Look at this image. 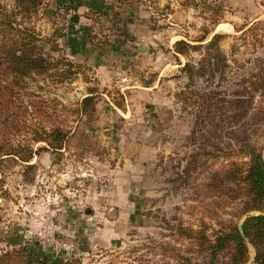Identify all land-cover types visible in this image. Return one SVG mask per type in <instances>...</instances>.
<instances>
[{
    "label": "rangeland",
    "instance_id": "374dc122",
    "mask_svg": "<svg viewBox=\"0 0 264 264\" xmlns=\"http://www.w3.org/2000/svg\"><path fill=\"white\" fill-rule=\"evenodd\" d=\"M207 1L193 8L182 0H47L29 19L50 39L47 51L59 46L51 57L72 62L76 74L59 78L53 71L30 83L22 94L28 111L16 107L14 131L3 120L2 143L33 154L28 163L10 156L0 163V256L24 250L26 264L211 263L216 238L239 222L238 205L213 180L244 161L227 154L245 140L264 153V94L252 85L264 70V0ZM0 4L14 8L13 0ZM218 4L225 11L216 25L209 18ZM215 34L225 36L220 46L229 67L191 85L181 72L187 58L180 56V65L174 45L206 44ZM88 45L99 54L113 51L107 64L74 57ZM153 53L167 76L147 101L122 84L131 68L123 63ZM201 57L193 51L189 61ZM59 68L69 69L62 62ZM92 92L93 111L78 113ZM204 92L206 130L195 132L194 100ZM38 127L66 131L65 148L34 141ZM248 248L247 264H256ZM241 260L229 248L215 264Z\"/></svg>",
    "mask_w": 264,
    "mask_h": 264
},
{
    "label": "trees",
    "instance_id": "16d2710c",
    "mask_svg": "<svg viewBox=\"0 0 264 264\" xmlns=\"http://www.w3.org/2000/svg\"><path fill=\"white\" fill-rule=\"evenodd\" d=\"M13 1L14 8L10 11L0 4V163L5 156L18 157L22 162L28 163L31 161L33 154L31 150L26 155H21L2 143L1 139L5 132L3 120L14 131L17 123L14 115L15 113L16 116L18 115L15 109L18 105L26 107L22 100V94L29 89L30 83H39L41 80L46 81L53 76V71L57 73L59 78L71 77L76 73L73 72L75 71L74 64L69 60L61 56L59 60L55 61L51 57L52 53L59 51V46L54 45L50 52L47 51L45 44L50 39L42 37L29 22V19L39 13L40 8L47 0ZM122 1L127 2L129 0ZM207 2L205 0V3ZM182 5L193 8L199 7L198 0H182ZM224 11L222 4L214 6L209 18L212 24L218 25L220 23ZM224 37L222 34H215L206 44H203L206 39L198 41L199 44L196 45L185 40L175 43V54L180 65L182 63L179 57L187 58V63L182 67L181 72L188 76L191 85H193L196 78L209 80L218 73L222 75L229 67L226 55L220 46V42ZM193 51L202 53V57L196 65L189 61L190 54ZM61 62L69 69L59 68ZM252 85L254 92L259 90L264 94V70L259 75V80L252 82ZM181 96L187 100L193 99L185 92ZM198 96L197 101L194 100V104H199L195 132H202L206 130L204 128L206 119L203 115L207 113L205 107L206 98L209 95L204 92ZM250 98L251 95L248 93L244 95L243 103L247 104V108L251 104ZM94 101L95 94L92 92L82 100L78 113L87 115L92 112ZM25 110L28 111V107ZM25 110L22 114L26 113ZM262 112L264 114V107H262ZM262 125L264 126V119ZM33 131L34 141L45 142L57 152L65 148L68 133L62 128H52L48 131L45 127H38ZM227 157L230 159L237 157L244 161L231 162L223 175L215 176L213 186L217 190H221L223 186L226 188L225 194L229 202L237 204L239 207L237 208L238 211L234 212V214H238L239 222L230 228L229 232H223L216 238L211 246L212 260L210 264H215L219 253L229 248L234 249L237 255L240 256L242 259L241 264H247L249 261V245L256 251L255 263L264 264L263 149L259 150L250 140H245L237 152L229 153ZM252 212L258 213V215L250 216L247 219L243 218V216ZM242 218L245 221L241 229ZM25 259L24 250H14L1 255L0 264H26Z\"/></svg>",
    "mask_w": 264,
    "mask_h": 264
},
{
    "label": "crops",
    "instance_id": "0c3cea01",
    "mask_svg": "<svg viewBox=\"0 0 264 264\" xmlns=\"http://www.w3.org/2000/svg\"><path fill=\"white\" fill-rule=\"evenodd\" d=\"M178 13V12H177ZM176 14V13H175ZM131 23L137 24L134 21H130ZM91 48H94L92 45L86 46L83 50L79 51L78 53L74 54V57H77L79 59H89L91 56H94L93 58L97 61L96 64H100V62H105L107 64V61L109 58L112 57L113 51H105V50H100V54L98 51L97 54L99 55H104L106 61H101L98 60L96 57V54L93 55L94 52ZM117 55V54H115ZM155 53L151 55H142V56H130V57H125L127 58L125 63H123L124 66H131L130 69H127L125 73H123V85L126 86L127 88H131L135 92L139 93L140 95H144V98H149L152 99L156 94H158L159 89L161 85L164 82V77H166V70L163 69L161 71V67H159L158 62H155ZM82 57V58H80ZM117 57V56H115ZM91 59V58H90ZM157 60V58H156ZM165 70V71H164ZM128 71V72H127ZM103 73V75L108 76L109 73L105 72V69H102L100 71ZM127 81V82H126ZM148 101V99H147Z\"/></svg>",
    "mask_w": 264,
    "mask_h": 264
},
{
    "label": "water",
    "instance_id": "95a60500",
    "mask_svg": "<svg viewBox=\"0 0 264 264\" xmlns=\"http://www.w3.org/2000/svg\"><path fill=\"white\" fill-rule=\"evenodd\" d=\"M253 215H258V213H255V212L250 213V216H253ZM244 221H245L244 219L241 221V224H240L241 229H242V225H243ZM253 261H254V259H253Z\"/></svg>",
    "mask_w": 264,
    "mask_h": 264
}]
</instances>
